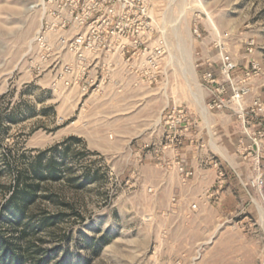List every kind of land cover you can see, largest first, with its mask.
I'll use <instances>...</instances> for the list:
<instances>
[{
    "label": "rangeland",
    "instance_id": "374dc122",
    "mask_svg": "<svg viewBox=\"0 0 264 264\" xmlns=\"http://www.w3.org/2000/svg\"><path fill=\"white\" fill-rule=\"evenodd\" d=\"M48 1L0 0V211L39 158L44 166L55 160L60 175L41 183L23 226L41 264H264V0H156L169 48L158 82L121 68L98 93L87 76L57 85L52 67L40 65ZM217 45L237 64L236 83L250 89L244 111L207 97L208 72L229 88ZM175 109L208 131L192 163L223 174L221 195L216 184L204 192L192 184V169L176 168L179 186L173 163L154 165ZM220 111L233 115L234 146L211 127ZM171 203L186 211L168 210ZM44 214L66 216L39 228Z\"/></svg>",
    "mask_w": 264,
    "mask_h": 264
},
{
    "label": "built area",
    "instance_id": "2783aa9c",
    "mask_svg": "<svg viewBox=\"0 0 264 264\" xmlns=\"http://www.w3.org/2000/svg\"><path fill=\"white\" fill-rule=\"evenodd\" d=\"M48 2L50 9L49 12L45 10L38 37L39 62L42 67H52L57 85L69 88L81 83L87 76L88 87L95 86L93 91L98 93L111 80L114 71L121 68H126V75H136L149 85L158 82L169 48L155 17L156 0ZM195 33L199 35V30L196 29ZM217 46L220 48L222 74L226 75L233 96L226 97L228 87L217 85L218 79L214 73H206L204 81L209 85H217L213 95L214 105L229 109L230 104L236 101L243 110L241 101L250 89L245 82L241 86L236 83L231 74L237 64L221 45ZM252 65L259 70L255 62ZM246 75L248 79L249 72ZM254 105L262 109L259 99H256ZM176 111H173L174 116L170 117L171 122L167 125L178 134L188 130L192 123H189L188 113L184 110ZM245 114L243 112L242 118H245ZM185 122L188 124L182 127ZM181 172L186 176L191 174L183 169Z\"/></svg>",
    "mask_w": 264,
    "mask_h": 264
},
{
    "label": "trees",
    "instance_id": "16d2710c",
    "mask_svg": "<svg viewBox=\"0 0 264 264\" xmlns=\"http://www.w3.org/2000/svg\"><path fill=\"white\" fill-rule=\"evenodd\" d=\"M29 172V171H28ZM28 177L20 173L13 193L0 211V223H5L6 229L0 227V264H41L42 262L32 251L26 234L25 220L28 218L29 207L39 197L41 183L52 178L58 180V164L51 160L46 166L41 158L32 166ZM66 215H43L39 220V228L54 225L57 220ZM18 234V235H17Z\"/></svg>",
    "mask_w": 264,
    "mask_h": 264
},
{
    "label": "crops",
    "instance_id": "0c3cea01",
    "mask_svg": "<svg viewBox=\"0 0 264 264\" xmlns=\"http://www.w3.org/2000/svg\"><path fill=\"white\" fill-rule=\"evenodd\" d=\"M212 60L214 59L212 58L210 62H213L216 64V61L215 60L212 61ZM217 66H219L218 63H217ZM214 74L217 75V73H214ZM223 81L224 79L219 77L217 81L218 83L217 85L222 84ZM217 85H206V89L208 91L207 97L209 98L210 103L214 100L213 95H214V90ZM229 95H230V89H229ZM232 118H233V115L229 116L225 111H220L215 114L214 122L211 123V127L212 126L214 127V132L216 133V135L220 134L221 132L220 137L219 136L218 137L221 139L224 146H230V144L234 146V139L231 137V134L229 131L230 128L233 126L232 123L230 124V122L234 120ZM169 131L170 129L166 130L168 144H166V146L163 149L160 148V151L162 152L161 156H158L156 158L159 164H157L156 161L154 162L153 160L155 159L153 158L149 160H145V164L149 166V164L153 165L155 163L154 165L156 166L160 165L163 167V166H167L168 163H173L174 169L172 170V172H170V174L174 177L173 178L174 182L177 181L179 186H181V182H180L181 176L176 168L182 165L186 171L191 170V169L194 170L195 176H194V181L192 184H195V186H198V189L204 192V191H207L213 184H216L215 185L216 191L218 194H220L223 184H225L227 180V179L222 180L221 177L223 176V174L222 173L213 174L207 171L203 174L202 170L200 171V168H199L200 166L198 164L192 163L195 161V160H192V157L194 158L196 157L195 150L198 147L197 142L199 141L201 137H203L204 134L208 133V131L204 130L203 124H201L200 121L197 119L194 121V124H192L188 128V130H185L182 133L175 134L174 131L172 130L170 132ZM188 155H190L191 157L188 158ZM179 156L181 157V163L176 164V159L178 160ZM209 181H211L210 184H208ZM222 195L224 196L225 193L223 192ZM222 201H224L223 198L220 204L217 205L218 209H221L223 205ZM190 208L191 207L188 206L187 209L190 211ZM168 210L185 212L186 206H184L182 203H179V204L171 203L168 206ZM200 211L201 212L203 211L202 205L200 206Z\"/></svg>",
    "mask_w": 264,
    "mask_h": 264
},
{
    "label": "bare ground",
    "instance_id": "6f19581e",
    "mask_svg": "<svg viewBox=\"0 0 264 264\" xmlns=\"http://www.w3.org/2000/svg\"><path fill=\"white\" fill-rule=\"evenodd\" d=\"M42 6L45 8V6H46V4H45V2L42 0ZM192 75V81H195V77H194V75L195 74H191ZM196 82V81H195Z\"/></svg>",
    "mask_w": 264,
    "mask_h": 264
}]
</instances>
